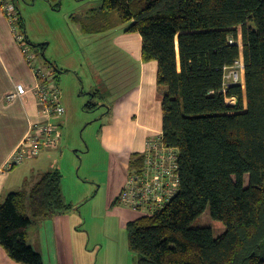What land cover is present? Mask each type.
<instances>
[{
  "label": "trees",
  "instance_id": "trees-1",
  "mask_svg": "<svg viewBox=\"0 0 264 264\" xmlns=\"http://www.w3.org/2000/svg\"><path fill=\"white\" fill-rule=\"evenodd\" d=\"M125 23L141 36L142 60L157 62L161 139L178 154L176 194L126 223L137 264H264V0H101L81 28L98 34ZM28 43L55 78L68 71L44 56L46 44ZM240 58L244 91L225 85V70ZM88 94L82 109L94 111L104 95ZM142 160L133 154L128 169ZM61 179L45 170L0 199V246L13 261L43 264L27 231L72 207ZM207 207L224 228L217 236L193 225Z\"/></svg>",
  "mask_w": 264,
  "mask_h": 264
},
{
  "label": "rangeland",
  "instance_id": "rangeland-1",
  "mask_svg": "<svg viewBox=\"0 0 264 264\" xmlns=\"http://www.w3.org/2000/svg\"><path fill=\"white\" fill-rule=\"evenodd\" d=\"M17 4L32 43L46 44V58H51L58 64L70 61L73 68V72L60 75V83L64 86L73 81L69 88L66 87L63 102L66 104L68 100L75 108H69L67 104L63 106L67 109L65 116L68 119L57 126L61 136L57 148L53 150V157L58 159L62 174L64 199L72 205L61 215H65L68 221L73 219L76 224L70 234L76 248L81 251L79 246L88 245L89 249V252L77 251V254L81 257L85 255L84 264H94V260L96 264H137V255L128 246L126 223L141 213L119 204L116 199L124 185L128 169L126 170V164L120 162L121 159L110 160L101 145V123L106 121L101 116L102 110H82V105L90 97L86 92L90 88L89 78L90 81L94 79V69L101 70L98 77L100 80L106 77L109 68L110 54L107 53L106 46L112 45V33L95 40L83 34L79 27L81 18L98 8L101 0H17ZM112 17L116 18L115 15ZM40 60L42 57L37 56L36 63L39 64ZM235 72L238 73V79ZM242 74L243 70L236 65L226 69L225 85L240 83L244 91ZM81 80L85 83L83 88ZM104 98L110 99L107 94ZM228 102L233 103L235 100L228 99ZM38 158L40 162L30 167L40 166L39 168L47 170V147L15 166L22 167L26 164L22 171L27 172L28 162ZM28 179H31L30 175ZM247 179L248 175H245V184ZM34 223L29 226V231L34 228ZM193 225L209 227L214 236L224 231L223 227L213 222L208 207L193 221ZM30 242L36 247L32 239ZM104 255L108 256L105 262L102 260Z\"/></svg>",
  "mask_w": 264,
  "mask_h": 264
},
{
  "label": "crops",
  "instance_id": "crops-1",
  "mask_svg": "<svg viewBox=\"0 0 264 264\" xmlns=\"http://www.w3.org/2000/svg\"><path fill=\"white\" fill-rule=\"evenodd\" d=\"M13 1L17 6V0ZM91 11L87 16H84L85 18H81V21L90 17L93 13ZM81 21L80 31L95 40L112 33V45L106 46L107 53L110 54L108 55V73L106 77L98 80L101 70L94 69V79L90 81L89 78L88 86L90 88L86 93L98 90L104 96L107 94L110 97V99L99 100L100 105L97 108L102 110L101 116L106 120L101 123V145L110 160L121 159L120 162L126 164L127 170L131 156L144 151L147 139L162 133V91L156 83L157 62L142 60L141 36L138 32H126L124 24L102 33L87 34L81 28ZM24 33L27 39L32 42L27 34L25 22ZM47 59L58 68L73 72L70 61L61 60L63 62L58 64L51 58ZM68 71L57 72L56 83L61 91V104L75 108L74 105L71 106L70 101L67 100L66 104L63 102L64 94L67 92L66 87L69 88L73 81H70L69 85L65 79L67 84L64 86L62 82L60 83V75L66 74ZM17 84H22L27 91L22 96L9 99L8 94L15 91ZM34 85L33 70L26 63L23 54L14 42L11 23L0 7V199L8 192L20 189L26 181L32 183L37 179L39 173L45 171L39 168L40 166L30 167L32 164L39 163L41 157L28 162L29 171L24 173L22 169L26 164L22 167L15 165L6 167L7 160L29 128L42 119L36 97L32 91ZM84 86L85 83L82 81L81 87ZM64 108L65 111L62 115L51 118V122L56 126L68 119V116H65L67 109ZM57 144L52 147L47 146V170L60 171L58 159L56 160V156L53 157V150L57 148ZM29 175L31 179H28ZM62 183L61 179L63 194ZM65 217V215L59 214L35 222L32 231H29L31 227L27 231V242L32 246L30 242L32 239V243L37 248L32 247L42 255L43 264H84L85 255L81 257L80 254H77V251L80 250L76 248L73 238L70 237L76 224L73 219L68 221ZM79 248H81L80 252L84 250L89 252L88 245L79 246ZM98 252L100 254L101 250ZM107 257V255L103 256V262ZM0 264L20 263L9 258L0 246ZM94 264H96L95 260Z\"/></svg>",
  "mask_w": 264,
  "mask_h": 264
},
{
  "label": "built area",
  "instance_id": "built-area-1",
  "mask_svg": "<svg viewBox=\"0 0 264 264\" xmlns=\"http://www.w3.org/2000/svg\"><path fill=\"white\" fill-rule=\"evenodd\" d=\"M0 7L11 23L14 42L33 70L35 85L32 91L42 118L29 128L7 160L6 167H11L38 154L42 148L57 144L60 133L51 118L62 115L65 109L61 104V91L54 73L41 61L36 63V53L28 43L25 33L16 24L19 11L15 4L12 0H0ZM235 65L243 70L242 58L237 60ZM234 75L238 79V73L235 72ZM26 91L22 84H17L15 91L8 94V98L22 96ZM142 154V164L128 169L124 185L117 195V202L146 215L163 208L176 194L179 182L178 154L175 149L163 143L161 134L147 139Z\"/></svg>",
  "mask_w": 264,
  "mask_h": 264
}]
</instances>
